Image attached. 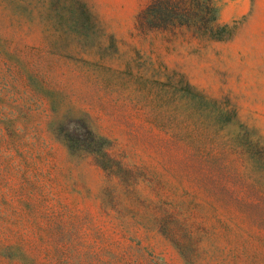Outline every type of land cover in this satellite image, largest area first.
Here are the masks:
<instances>
[{
    "label": "rangeland",
    "instance_id": "374dc122",
    "mask_svg": "<svg viewBox=\"0 0 264 264\" xmlns=\"http://www.w3.org/2000/svg\"><path fill=\"white\" fill-rule=\"evenodd\" d=\"M150 1L0 0V264H264V0Z\"/></svg>",
    "mask_w": 264,
    "mask_h": 264
},
{
    "label": "trees",
    "instance_id": "16d2710c",
    "mask_svg": "<svg viewBox=\"0 0 264 264\" xmlns=\"http://www.w3.org/2000/svg\"><path fill=\"white\" fill-rule=\"evenodd\" d=\"M154 6H159L162 10L157 12ZM164 12L166 17L162 19L159 14ZM166 24L183 25L191 29L193 34L209 39H220L229 35L221 33L227 27L217 23L211 0H202L200 3L197 0H151L136 14L137 28H157Z\"/></svg>",
    "mask_w": 264,
    "mask_h": 264
}]
</instances>
